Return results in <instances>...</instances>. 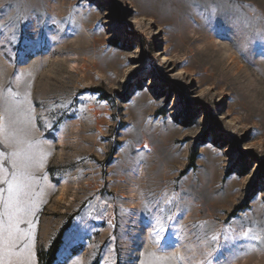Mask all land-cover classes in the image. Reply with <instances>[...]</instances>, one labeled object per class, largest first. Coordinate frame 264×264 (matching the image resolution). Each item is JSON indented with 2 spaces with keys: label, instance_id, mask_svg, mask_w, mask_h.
Here are the masks:
<instances>
[{
  "label": "rangeland",
  "instance_id": "374dc122",
  "mask_svg": "<svg viewBox=\"0 0 264 264\" xmlns=\"http://www.w3.org/2000/svg\"><path fill=\"white\" fill-rule=\"evenodd\" d=\"M0 189L12 264H264V0H0Z\"/></svg>",
  "mask_w": 264,
  "mask_h": 264
},
{
  "label": "snow or ice",
  "instance_id": "6c2138e0",
  "mask_svg": "<svg viewBox=\"0 0 264 264\" xmlns=\"http://www.w3.org/2000/svg\"><path fill=\"white\" fill-rule=\"evenodd\" d=\"M18 153L13 152L11 153L12 157L17 156ZM15 162L13 161V167H15ZM12 181H6L8 184V192L11 194L14 192V189L19 188L18 185L15 184L17 179L16 172L12 173ZM0 192H3V189H0ZM16 211H25L24 208L20 207V202H16ZM22 221L21 219H15L12 214H9L7 223L0 218V264H12L10 257L15 255V250L18 246L22 243V238L25 234H23L19 228V224ZM216 239V237H213Z\"/></svg>",
  "mask_w": 264,
  "mask_h": 264
},
{
  "label": "trees",
  "instance_id": "16d2710c",
  "mask_svg": "<svg viewBox=\"0 0 264 264\" xmlns=\"http://www.w3.org/2000/svg\"><path fill=\"white\" fill-rule=\"evenodd\" d=\"M187 118V117H184ZM67 227V226H66ZM65 229V228H64ZM64 230H62L56 239L52 242L50 249L46 254L39 253V259H40V264H54L56 261V256L58 254V251L61 247L62 244V236H63Z\"/></svg>",
  "mask_w": 264,
  "mask_h": 264
}]
</instances>
